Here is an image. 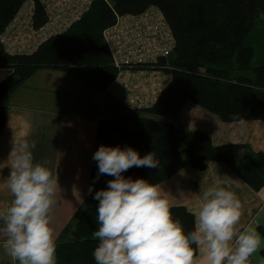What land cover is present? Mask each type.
Returning <instances> with one entry per match:
<instances>
[{"label":"trees","instance_id":"obj_1","mask_svg":"<svg viewBox=\"0 0 264 264\" xmlns=\"http://www.w3.org/2000/svg\"><path fill=\"white\" fill-rule=\"evenodd\" d=\"M27 1L0 0V68L13 70L0 81V130L8 119L4 100L39 70L72 72L106 93L118 69L104 31L116 24L117 15L159 8L176 40L173 53L156 64L171 77L157 102L130 108L114 100L120 112L99 123L87 198L95 204L84 202L50 246L52 261L40 264H125L100 257L99 250L131 262L191 260L198 255V229L195 215L184 205L161 209L164 232L159 237L109 236L129 227L134 201L179 173L186 155L197 170L222 163L255 191L264 188V152L242 143L217 146L209 134L190 130L179 119L191 101L226 123L264 120V0H94L67 31L50 37L32 54L12 55L1 36ZM35 7L39 29L48 15L40 0ZM116 136L125 141L129 156L120 153ZM114 173L127 186L129 199L109 194Z\"/></svg>","mask_w":264,"mask_h":264},{"label":"crops","instance_id":"obj_2","mask_svg":"<svg viewBox=\"0 0 264 264\" xmlns=\"http://www.w3.org/2000/svg\"><path fill=\"white\" fill-rule=\"evenodd\" d=\"M12 72L0 68V81ZM94 91L72 72L42 69L4 100L8 119L0 130V264L52 261L50 246L71 219L73 206L83 196L87 204L90 183L85 176L92 161L87 163V152L74 138L84 135V113L90 109L100 108L98 116L104 111L108 118L120 112L116 104L106 105L107 93ZM179 119L190 130L209 134L217 146L242 143L264 152V120L226 123L191 101ZM185 164L173 178L137 198L129 227L110 233V239L159 237L164 232L161 209L184 205L196 217L198 255L178 264H227V253L237 244L250 253L252 264H264V188L255 191L222 163L200 171L187 156ZM8 218L17 224V243L4 228ZM98 253L120 263L151 264Z\"/></svg>","mask_w":264,"mask_h":264},{"label":"built area","instance_id":"obj_3","mask_svg":"<svg viewBox=\"0 0 264 264\" xmlns=\"http://www.w3.org/2000/svg\"><path fill=\"white\" fill-rule=\"evenodd\" d=\"M40 1L47 11V23L35 28V0H28L1 36L7 53H34L50 37L64 33L81 20L94 0ZM104 38L118 69L107 93L130 108L153 106L171 80L156 64L170 56L176 45L163 12L153 7L142 14L117 15L116 24L104 31ZM3 225L17 243V224L8 218ZM227 257V264H252L253 261L250 253L238 244L228 251Z\"/></svg>","mask_w":264,"mask_h":264},{"label":"rangeland","instance_id":"obj_4","mask_svg":"<svg viewBox=\"0 0 264 264\" xmlns=\"http://www.w3.org/2000/svg\"><path fill=\"white\" fill-rule=\"evenodd\" d=\"M94 92H97V91H94ZM107 94L109 95V93H107ZM114 100L115 99L112 96H110V95L107 96L106 102H108V104H106V105L114 104ZM99 111H100V108H98L95 111L90 109V113H87V114L84 113V122H83L84 135H81V136L77 135L74 138V141L77 143V138L79 137L78 143L81 145L82 148H84V152H87V158H88L87 163H89L90 161H93V158H94V150H95V146L97 143L99 122L103 118L107 119L108 117H110V114L105 113L104 111L100 114L101 116L99 117L98 116L100 113ZM116 140L119 142V145H120V153H122L123 155L126 154L127 156H129L127 149H126L125 141L119 136H116ZM185 157H187V155ZM91 167L92 166L87 165V173H89V174H88V176H85V179L87 177V179L89 180L88 181L89 183H90V173H91L90 168ZM111 184L112 185H111L110 190H109L110 195L118 196V197H122V198L123 197L129 198L130 193L128 191V188L125 185L124 181L117 175V173H114L113 180H112ZM79 199H81V201L79 202V204L77 206H76V204L73 206L74 213H73V215L69 221L72 220L74 214L79 210V208L81 206H84V202L86 201V199L84 200V196L82 198H79ZM94 204H95V200L92 197H90L87 200L86 205L93 206Z\"/></svg>","mask_w":264,"mask_h":264}]
</instances>
